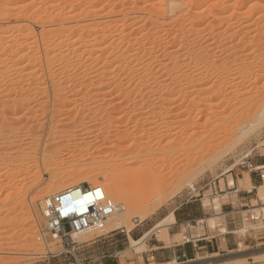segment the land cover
Listing matches in <instances>:
<instances>
[{
  "label": "rangeland",
  "instance_id": "1",
  "mask_svg": "<svg viewBox=\"0 0 264 264\" xmlns=\"http://www.w3.org/2000/svg\"><path fill=\"white\" fill-rule=\"evenodd\" d=\"M171 1L177 0H0V264H100L102 256L104 255H106V259L113 260L116 264H264V243L249 246L241 243L233 251L221 252L214 255H209L207 251L200 250L195 259L190 261L183 262L182 259L178 261L174 259L168 263H155L154 261L144 263L142 256L148 250L149 243L154 244L164 240L167 244H172L175 239L184 241V237H186L185 233L174 237V239H171V237L166 239L165 231L168 229V225L161 227V231L155 230L151 232L145 239V244L140 249L134 248L132 243L133 239L139 240L142 238L155 225L162 221L163 218L168 219H165V223L167 224L172 222L173 219L170 217L172 212L182 207V204L194 199H202V204H204L208 212V216L204 220L206 230L226 231V228L220 226L222 222L220 205L223 201L228 200L229 195L227 192L237 189L241 191L249 185H252L250 194L254 198H257V200L254 199L252 201L253 207L250 210V215L244 212V222L239 234H246V231L250 228L261 229V222L264 221V210L262 208L264 206V185L262 182L253 184L250 177L251 171L248 167L249 162L256 163L257 159L264 154V121L261 124L257 123L258 125L260 124L259 127L256 124L257 127L249 130V134L246 133L247 135L244 134L245 136L243 134L241 135L242 128L252 124L254 118L257 120L258 117L264 114V0H178L183 3L182 9L184 8L185 11H182L185 12H183L184 14L181 13L182 11L180 13L177 12L178 14L166 12L164 13L165 15L162 14L164 16L157 13V9L162 4L163 6H167ZM154 4H156L153 8L155 11L151 12L149 5L154 6ZM156 6L159 7L157 8ZM67 7L73 10L69 18L62 14V18L60 17L61 20L58 18V23L51 21L57 12ZM227 9H230L229 13L234 17L229 16L231 19L223 20L219 23L220 25L222 24L220 26L217 21L218 18L212 17L213 13L217 12L222 16L224 14L223 11H228ZM194 13L198 14L199 17H197L198 15H194ZM176 15H185L184 17L186 18L184 19L189 18L190 15V18L195 16L198 18L195 19L196 24L200 25H197V28H202L199 30L201 36L198 37L200 43H197L198 45L192 49L194 51H192L194 54L193 58L196 54L198 55V52L201 53L205 49V46L206 49H209L210 62H213L212 59H220V57L221 59L225 57L224 60L228 62L231 56L236 54V58L231 59L232 61L230 60L228 63H231L230 65L232 66H235L236 62L240 63L236 66H241L244 63L243 66L248 67L249 77L252 76L251 80L244 85H237L234 88L236 92L233 90L236 94L232 92L233 95L229 94L225 97L207 96V94H205L206 96H203V94L198 96L197 93L192 92L186 94L188 88L184 93V95L186 94L188 96H182L181 94H173L174 96L171 94L168 95L170 87L173 88L175 87L173 85L176 84L170 78V75L172 74L177 77L180 73L173 66L175 58L173 60L172 58L175 56H170V51H174L172 48L176 47L177 54L182 53L181 58H183L188 47L181 42L183 41L185 43L190 40L188 42L195 43V41H192L194 36L188 35L189 37H187L189 39L187 37L182 41L180 39V46L178 44V46L171 47L172 43L169 42L173 40L171 36L179 34L182 27L188 30L191 26V23L189 26V22L183 20V24L185 23L186 27L181 26L182 23L180 27L179 22H181V16L179 18ZM178 18L179 21L177 20ZM198 20L201 21L199 22ZM212 24L214 26V30L211 32L213 35L209 33L213 29ZM63 25L66 28L71 25L76 31L71 30V32L66 29L62 31L61 29H64L62 28ZM113 25L114 27H112ZM175 25H177V29ZM218 26L220 27L217 29ZM112 29H119V32L113 31ZM152 29L153 32L156 30L155 34L152 33ZM187 30H184L183 33H187ZM203 32H207V34ZM99 33L101 34L100 36ZM147 33L149 37L145 38L143 35ZM235 33H237V36L234 35ZM160 34L161 36L164 35L162 42L166 43L167 40V43L162 45L161 42V47L158 46L154 50L155 52L148 47H146L147 49L139 48L140 42V44H143L142 41L144 42L145 39L153 40ZM126 35L128 38H126ZM152 35H155L154 38ZM107 36L109 37L107 38ZM150 37L153 39H150ZM190 37H192V40ZM248 38L251 42H249ZM98 39H101L102 42ZM252 39L254 43H252ZM117 42H120L119 47ZM130 43H132L131 45L133 47L130 46ZM203 43L205 44L203 45ZM241 43L245 44V46ZM50 45L51 47H49ZM149 45L150 43L147 46ZM165 45H167L166 48ZM207 45L211 49L207 48ZM47 48H51L50 56L52 55V62L48 60V55L46 54ZM229 48H231L230 51ZM233 51H236V53ZM190 53L187 52L188 55L186 54V56L188 57H184L183 61H181L185 63L181 66L183 68L182 70H187L188 68H184V65L189 63ZM192 53L191 56L193 55ZM200 53L199 56H201ZM210 53H213L214 58H212ZM218 53L221 54L219 55ZM124 54H126L125 58L123 56ZM131 55L132 58L134 57L133 59ZM239 57L240 59H238ZM134 60H137L136 64ZM160 60L162 63H160ZM166 61L168 62L166 63ZM142 62H145V64ZM203 62L199 63L197 68L199 72L202 69L204 70L206 66L209 68L208 64H213L209 61ZM166 65L169 68L165 67ZM219 65V62L215 66L211 65L212 67L208 71L214 72L216 69L221 71L220 68L223 65H220V67ZM170 66L174 70L170 69ZM136 67L139 68L136 69ZM142 67L144 68L142 69ZM156 68L158 69L157 71ZM159 68L162 69L160 70ZM192 69L187 70V72L190 74ZM128 70H131V74ZM149 71L151 72L149 73ZM170 71V75H167L166 72ZM219 71L216 70L215 75L218 74L219 76ZM136 72V77L140 76L142 80L140 77L136 78L134 76ZM159 72L161 75L158 74ZM211 80L213 81L214 78ZM212 81H210L211 83L208 82L205 86L203 85V88H210L213 85ZM54 83L56 84L54 85ZM165 84L169 85V89L166 90L168 86ZM200 88L202 89V87ZM160 89L161 91L162 89L164 90L163 93H159ZM165 92L167 95H165ZM250 98L251 100L254 98V103L252 101L250 103L251 105L247 104L245 109L244 105L246 102L243 103L240 101L243 99V101L246 100L249 102L251 101L249 100ZM168 104L172 108L170 117L169 115L165 116V114L160 115L161 110L163 111L164 107L169 106ZM241 104H243V108L239 107ZM236 107L239 108L237 111L235 110ZM125 109H131V115H127L125 117L126 119H124L125 121L122 120L124 122H121V112ZM76 113L79 115L77 116ZM157 114L159 115L158 117L156 116ZM65 117L71 118H69L68 125L64 124ZM74 118L78 120L82 118L83 121H80H82L83 126L79 125L80 128L86 127L85 129L87 130L85 131L98 130L99 133V137L96 140L92 139L94 143H91L95 147L90 149L93 151L88 154L87 162L85 161L87 165L91 163L92 158L98 153L96 149L104 146L108 147V156L105 155V157H102V159L104 158L106 160L103 159L105 162L101 165V169L106 170L110 167V171L112 170L110 178L105 179L101 173L102 171L98 170L100 173L98 172L95 175L90 173L91 175L88 176L90 178L87 179L88 183L102 185L110 193L112 191L110 189L112 187L111 183L114 184L117 181H114V177L115 175L117 176L116 172L120 171L119 173L123 172L121 175L124 174V176L122 175L123 177H120L118 174L120 177L117 176L118 180L122 181L118 183L117 188L127 194L125 198H115L112 193L108 194V197L112 198L116 204H123L125 206L123 215L125 218L124 224L115 227L114 224L111 225L109 222H104L100 225L101 227L99 226L93 231L88 232V235L79 237L80 239L78 241L75 239L66 240L61 236L55 237L49 230L48 218L43 209L46 199L57 193L52 190L49 191L50 185L56 182L58 178L54 173L55 171L53 172V170L48 169L49 162L50 165H59L64 161L69 162L70 160L73 163L77 162L79 164L82 159L81 157H83L82 155L85 153L81 152V149H85V144L83 142V144H80L81 140L77 142L72 137L68 139V135L65 138L52 137L51 139V136L55 134L59 136L67 128L68 133L66 134L73 131L74 127L78 124V121H75ZM167 118L168 120L179 119L180 121L182 119L187 124L184 125L186 129L189 124L191 125H189L190 127L188 131L186 130V133L180 130H175V133H172L171 130L170 138H165L159 148V143L155 139L160 138L162 131H156L158 129H156V126L164 125L168 121ZM116 119L118 120L116 121ZM142 119L145 121H142ZM195 120L199 123L195 122ZM206 120L207 122H205ZM134 121L136 124L137 122L139 123V129H137L138 126H135ZM126 122H128V127ZM194 122L199 125L197 128L195 125L193 126ZM63 125H66L64 126L66 128ZM236 126L238 127L237 129ZM116 127L121 130L124 127V131L129 129L126 132H130V130L132 132L133 130L134 137L133 134L126 136L127 133L123 134L121 132L126 137L120 139L118 136L120 135L122 137V134L119 132L117 134V131H115L117 130ZM221 128L224 130L222 131ZM197 130L199 131L198 134L201 131L198 136L199 138H197L199 141L196 139L198 142L196 140L195 142L188 141L186 138V140L184 139L187 132L191 133ZM108 131H115L116 133L114 132L113 134H117L118 136L112 134L116 139L112 137L111 141L105 144L100 139L101 135ZM155 134L158 135L156 136ZM131 136L135 139H132ZM149 136L152 137V143L150 141L151 137ZM117 137L119 140H117ZM136 137H142L143 139H138L139 141L137 143L135 141L137 140ZM203 138L204 141L208 139L204 142ZM213 139L214 141L212 142ZM168 141L172 146L179 145V142L181 144V141H183L182 144L189 148L183 146L182 151L180 150L181 154L179 152L178 155L176 154V157L173 155L175 154L173 152L171 154L169 153L170 155L165 154L170 160L164 159V164H162L165 166V169L163 168L165 170L163 171V175H166L165 179L167 178L169 180H166L167 182L165 181L166 184L143 188L145 187L142 186L144 184L140 185V182H142L140 181L142 178L141 174L140 177L137 174L139 167H137L139 164L138 161L141 159L136 156L138 154V149L136 148L142 144L154 146V152L157 154L150 157L153 160L157 155L162 156L163 152L161 153L159 151L169 144ZM185 141L189 143L185 144ZM52 142L54 143L51 145ZM73 142H75V145ZM196 143L200 145L198 146ZM19 144L23 146V149ZM72 144L74 147L71 146ZM191 145L194 146L192 147ZM158 148L160 149L159 151ZM120 150L123 152L127 150L128 153L122 152L120 154ZM169 156L172 158L170 159ZM136 157L137 162L135 161ZM161 161L160 163L163 162ZM51 162L54 164H51ZM124 162L125 164H123ZM232 165L234 167L230 170V166ZM45 167L47 168L46 170ZM175 168H179V170H174ZM127 170L129 173H132L131 178ZM88 172V169H84L77 175L68 177L70 182L67 180L66 183L82 179ZM142 176L144 175L142 174ZM249 180H251L252 184H250ZM254 186L256 187L254 188ZM232 194L234 197L238 196V192ZM129 198H138L139 200L148 199L149 203L158 201L157 203L160 202V204L156 210L150 211L149 209V211H146L144 206H138L140 208L130 206L128 202ZM198 206L199 204H195L192 210H198ZM31 210L34 211V214ZM30 213L33 215L31 216ZM34 215L36 220L34 219ZM251 215H255L259 219L253 220L251 219ZM202 225L203 223L200 221L197 226L199 233L204 232L201 228ZM41 239L45 241L43 242ZM47 248H55L56 251L52 254H47ZM138 260L141 263H136Z\"/></svg>",
  "mask_w": 264,
  "mask_h": 264
},
{
  "label": "bare ground",
  "instance_id": "2",
  "mask_svg": "<svg viewBox=\"0 0 264 264\" xmlns=\"http://www.w3.org/2000/svg\"><path fill=\"white\" fill-rule=\"evenodd\" d=\"M199 4H200V2H198ZM182 4L183 3H181V1L179 2L178 0L177 1H171L167 6L165 5V6H163V4H162V6H156L157 8V13H159V14H164V13H166V12H173V13H180V11H182V10H184V8L182 9ZM203 4V3H202ZM155 5L156 4H154V6H152V5H149V7H150V10H151V12H153V11H155V10H153V8L155 7ZM184 5H186V4H184ZM184 5H183V7H184ZM196 5V4H195ZM200 6V5H199ZM202 6V5H201ZM194 7V6H193ZM198 7V6H197ZM196 7V8H197ZM211 8V7H210ZM214 9V8H213ZM150 10H149V12H150ZM228 11H223V15L221 16V15H219L217 12L216 13H213V18L215 17V18H218V24L220 23V22H222L223 20H227V19H231L229 16H232V17H234L232 14H230L229 13V10L230 9H227ZM185 11V10H184ZM184 11H182L181 13L182 14H184L185 12ZM210 11V10H209ZM73 12V10L72 9H70V8H64V9H61L59 12H57L56 13V15H55V17L54 18H52V22H57V21H59V20H61V16H62V14L63 15H65V16H68L67 18H69L70 16H71V13ZM184 12V13H183ZM187 12V11H186ZM194 12V11H193ZM156 13V14H157ZM177 13V14H178ZM189 13V12H188ZM187 13V14H188ZM222 13V12H221ZM237 13V12H236ZM235 13V14H236ZM154 14V13H153ZM172 14V13H171ZM234 14V13H233ZM151 15H152V13H151ZM158 15V14H157ZM165 15V14H164ZM164 15H162V16H164ZM170 15V14H169ZM173 15H175V14H173ZM172 15V16H173ZM194 15H198V14H196V13H194ZM177 16V15H176ZM179 16V18H180V16L181 15H178ZM177 16V17H178ZM185 16V15H184ZM183 15L181 16V22H179V26H180V24L182 23V25L181 26H185V23L183 24V20H185V22H186V20L189 22V26H190V23H191V26H190V28L187 30V28L186 29H184L183 27L180 29V33L179 34H176V36H171V37H173V40L172 41H169V42H171L172 44H171V47H174L175 45H177L178 46V44H179V46H180V43L179 42H181L182 40H184L188 35H190V36H194V39L192 40V37H190L191 38V40L192 41H195V43H190V42H188V41H190V40H188L187 42L188 43H190V44H188L187 42H181V43H183V44H186V46L188 47V50H187V52H191L192 53V49H193V47H196L199 43H200V41L198 40V37L199 36H201V32L199 31L200 29H202V28H200V29H198L197 28V25H199V24H196V22H195V19H198L197 17H199V15L197 16V17H193V18H190L191 17V15H190V17L188 18L187 17V19H184V18H186V17H184ZM187 16V15H186ZM189 16V15H188ZM61 17V18H60ZM237 17V16H236ZM235 17V18H236ZM51 18V17H50ZM58 18H59V20H58ZM67 18L65 17V19H66V21H67ZM179 18L177 19L178 21H179ZM192 19V20H191ZM190 20V21H189ZM233 20V19H232ZM239 20V19H238ZM50 21V20H49ZM65 21V22H66ZM199 21V20H198ZM201 21V20H200ZM199 21V22H200ZM237 21V20H236ZM240 21V20H239ZM239 21H237V22H239ZM68 22V21H67ZM175 22V21H174ZM177 22V21H176ZM51 23V22H50ZM58 23V22H57ZM173 23V22H172ZM198 23V22H197ZM212 23V22H211ZM229 23V22H228ZM240 23V22H239ZM204 24V23H203ZM226 24H227V22H226ZM229 24H232L231 22L229 23ZM235 24V23H234ZM50 25H52V24H50ZM112 25V24H111ZM174 25V24H173ZM178 25V24H177ZM177 25H175V28H176V26ZM202 25V24H201ZM220 25V24H219ZM222 25V24H221ZM220 25V26H221ZM240 25V24H239ZM56 26V25H55ZM59 26H60V24H59ZM58 26V27H59ZM66 26V25H65ZM71 26V25H70ZM68 27L67 26V28L66 27H64V25H63V27L62 28H64V29H61L62 31L64 30L65 31V29L66 30H73V31H76V29H73V27L71 26V27ZM109 26V25H108ZM155 26H156V24H155ZM180 26V27H181ZM200 26V25H199ZM220 26H218L217 27V29L220 27ZM236 26V25H235ZM234 26V27H235ZM60 27V28H61ZM75 27V26H74ZM112 27H114V25L112 26ZM127 27V26H126ZM186 27V26H185ZM206 27V26H205ZM205 27H203V28H205ZM111 28V27H110ZM109 28V29H110ZM172 28H174V27H172ZM179 28V27H178ZM209 28V27H208ZM212 28L213 29H211V31L209 32V33H211L212 32V30H214V26H213V24H212ZM232 28H233V25H232ZM78 29V28H77ZM105 30H106V28H104ZM124 29V28H123ZM154 29V28H153ZM153 29L151 30L152 31V33H154L155 34V32H156V30H155V32H153ZM157 29V28H156ZM177 29V28H176ZM207 29V28H206ZM229 29H231V28H229ZM113 31L115 30V29H112ZM130 30V29H129ZM133 30H135L134 28H133ZM184 30H187V33H183V31ZM215 30H216V28H215ZM228 30V29H227ZM61 31V32H62ZM115 31H118L119 32V29L118 30H115ZM121 31V30H120ZM128 31V30H127ZM126 31V32H127ZM131 31V30H130ZM168 31H170V30H168ZM173 31V30H172ZM207 31V30H206ZM226 31V30H225ZM238 31V30H237ZM236 31V32H237ZM72 32V31H71ZM117 32V33H118ZM132 32V31H131ZM130 32V33H131ZM134 32V31H133ZM136 32V31H135ZM163 32V31H162ZM166 32H167V30H166ZM215 32V34H217L216 33V31H214ZM239 32V31H238ZM45 33H48V32H45ZM44 33V35L45 36H47L46 34ZM64 33V32H63ZM75 33V32H74ZM145 33V32H144ZM150 33V32H149ZM151 33V34H152ZM157 33H158V31H157ZM171 33V32H170ZM169 33V34H170ZM203 33H205V32H203ZM70 34V33H69ZM73 34V33H72ZM102 34H104V33H102ZM107 34H108V32H107ZM106 34V35H107ZM111 34V33H110ZM109 34V35H110ZM120 34V33H119ZM125 34V33H124ZM166 34V33H165ZM205 34H207V32L205 33ZM212 35H213V33H211ZM222 34V33H221ZM237 33H235L234 35H236ZM243 34V33H242ZM43 35V34H42ZM41 35V36H42ZM98 35V34H97ZM101 34L99 33V36H100ZM105 35V34H104ZM122 35V34H121ZM128 35V34H127ZM126 35V36H127ZM143 35V34H142ZM174 35V34H173ZM204 35V34H203ZM202 35V36H203ZM211 35V36H212ZM241 35V34H240ZM258 35V34H257ZM44 36V37H45ZM125 36V35H124ZM145 38L146 37H149V34L147 33V34H144L143 35ZM155 36V35H154ZM154 36L152 35V37L154 38ZM164 36V35H163ZM163 36H161V34L159 35V36H157V37H155L154 39L153 38H151L150 37V39H153V40H149L148 38V40L147 39H145L144 40V42L142 41V43L143 44H140L139 43V48H146V47H148V48H150V50H152V51H154L158 46H160L161 47V42H162V40H163ZM166 36V35H165ZM170 36V35H169ZM237 36V35H236ZM260 36V35H259ZM44 37H42V38H44ZM48 37V36H47ZM106 37V36H105ZM105 37H103V38H105ZM109 36H107V38H108ZM111 37V36H110ZM142 37V36H141ZM167 37V36H166ZM165 37V38H166ZM170 37V38H171ZM189 37V36H188ZM187 37V38H188ZM235 37V36H234ZM241 37V36H240ZM255 37V36H254ZM46 38V37H45ZM95 38H97V37H95ZM98 38H101V37H98ZM118 38V37H117ZM122 38H125V37H122ZM126 38H128V36L126 37ZM143 38V37H142ZM141 38V39H142ZM164 38V39H165ZM167 38H169V37H167ZM203 38V37H202ZM215 38V37H214ZM218 38H219V36H218ZM218 38H216L217 40H218ZM245 38V37H244ZM180 39H181V41H180ZM189 39V38H188ZM199 39H201V38H199ZM215 39V40H216ZM236 39V38H235ZM239 39V38H238ZM259 39V38H258ZM48 40V39H47ZM93 40V39H92ZM99 40V39H98ZM101 40V39H100ZM99 40V41H100ZM107 40V39H106ZM109 40H111V39H109ZM113 40V39H112ZM120 40V39H119ZM129 40V39H128ZM140 40V39H139ZM147 40V41H146ZM166 40V39H165ZM164 40V41H165ZM170 40V39H169ZM187 40V39H186ZM185 40V41H186ZM216 40V41H217ZM248 40H249V38H248ZM261 40V39H260ZM259 40V41H260ZM49 41V40H48ZM52 41V40H51ZM94 41H96V40H94ZM114 41V40H113ZM112 41V42H113ZM132 41V40H131ZM134 41V40H133ZM138 41V40H137ZM146 41V42H145ZM199 41V42H198ZM212 41V40H211ZM239 41V40H238ZM246 42H247V40H245ZM244 41V43L246 44V42ZM50 42V41H49ZM48 42V43H49ZM97 42V41H96ZM101 42H102V40H101ZM111 42V43H112ZM124 42V41H123ZM210 42V41H209ZM249 42H251V40H249ZM248 42V43H249ZM257 42V41H256ZM52 43V42H51ZM66 43H67V41H66ZM118 43V42H117ZM120 43V42H119ZM119 43H118V47H119ZM125 43V42H124ZM138 43V42H137ZM137 43H136V46L138 47V45H137ZM148 43H150V45L149 46H147L148 45ZM152 43V44H151ZM165 43V42H164ZM163 42H162V45L164 44ZM166 43H167V40H166ZM165 43V44H166ZM198 43V44H197ZM202 43V42H201ZM212 43H213V41H212ZM252 43H254V41H253V39H252ZM251 43V44H252ZM62 44V43H61ZM122 44V43H121ZM132 43H130V46H132L131 45ZM134 44V43H133ZM205 43H203V45H204ZM216 44V43H215ZM238 44V43H237ZM241 44H243V43H241ZM245 44H243L244 46H245ZM110 45V44H109ZM114 45V44H113ZM168 45V44H167ZM167 45H165V48H166V46ZM202 45V46H203ZM210 45V44H209ZM209 45H207V48H210L209 47ZM239 45V44H238ZM57 46V45H56ZM108 46V45H107ZM124 46V45H123ZM122 46V47H123ZM127 46V45H126ZM181 46H183V45H181ZM185 46V45H184ZM233 46V45H232ZM49 47H51V45L49 46ZM54 47V46H53ZM59 47V46H58ZM57 47V48H58ZM108 47H110V46H108ZM112 47V46H111ZM114 47V46H113ZM125 47V46H124ZM133 47V46H132ZM131 47V48H132ZM163 47V46H162ZM214 47V46H213ZM212 47V48H213ZM56 48V47H55ZM60 48V47H59ZM115 48V47H114ZM135 48V47H134ZM133 48V49H134ZM168 48V47H167ZM176 48V47H175ZM175 48H172V49H174V51H170V53L169 54H171L170 56H175V57H173L172 58V60L175 58V61H174V63H173V66H174V68H176L178 71H180V73H179V75L176 77V76H174V75H170L169 73H171V71L170 72H166V74L167 75H170V78H172V80H174V82L176 83H174L175 85H173V86H175V87H170V89H169V85L168 84H165V85H167L168 87H166V90L167 89H169L168 90V95L169 94H171V95H176V94H181L182 96L184 95V93H185V90H186V94H189L190 92H192V93H197V95L198 96H201V94H203V96L205 95V94H207V96L208 95H210V96H228L229 94H232V92L234 93V94H236L235 92V90L236 89H234L235 87H237V85H244V84H246L249 80H251V78H252V76H250L249 77V72H248V67L247 66H243V64L241 65V66H236L237 64L239 65L240 63H237L236 62V64L234 63V60H233V63L235 64V66L233 65H230L228 62H230V60L231 59H235L236 58V54H233L232 56H231V59L227 62L226 60H224L225 59V57H224V59L222 58L221 59V57H220V59L219 58H214L213 57V53L211 54L212 55V58H214V59H212L213 60V62H210V58L211 57H209L210 55H209V49H206V46H205V49L200 53V52H198V55L196 56L195 55V57L193 58V56H194V54L191 56V53L189 54V59H190V61H189V63H187L186 65H184V68L185 67H188L187 68V70H190V69H192L191 71V73L189 74V72H187V70H182L183 68L181 67L182 66V64H185V63H183V62H181V61H183V59H184V57H188V56H186V54H187V52H186V54H185V56H183V58H181V54H177V52H176V49ZM180 48V47H179ZM203 48H204V46H203ZM236 48V47H235ZM51 49V48H50ZM49 48H47L46 49V51H47V55H48V60H49V62H52V55L50 56V53H51V50H50ZM112 49V48H111ZM137 49V48H136ZM147 49V48H146ZM145 49V50H146ZM159 49V48H158ZM184 49V48H183ZM187 49V48H186ZM196 49V48H195ZM211 49V48H210ZM226 50H227V48H225ZM230 49L231 48H229V51H230ZM54 50V49H53ZM59 50V49H58ZM125 50V49H124ZM129 50V49H128ZM202 50V49H201ZM213 50V49H212ZM235 50V49H234ZM64 51V50H63ZM112 51H113V49H112ZM166 51V50H165ZM168 51H169V49H168ZM178 51H179V49H178ZM236 51H238V50H236ZM236 51H233V52H235L236 53ZM54 52V51H53ZM59 52H60V50H59ZM135 52V51H134ZM144 52V51H143ZM155 52V51H154ZM194 52V51H193ZM196 52V51H195ZM55 53V52H54ZM138 53H139V51H138ZM146 53V52H145ZM199 53L201 54V56H199ZM224 53V52H223ZM239 53H240V51H239ZM130 54V53H129ZM128 54V55H129ZM149 54V53H148ZM219 54V53H218ZM218 54H217V56H218ZM221 54V53H220ZM219 54V55H220ZM226 54V53H225ZM238 54V53H237ZM46 55V56H47ZM60 55H61V53H60ZM121 55V54H120ZM128 55H127V57H128ZM134 55V54H133ZM139 55V54H138ZM137 55V56H138ZM144 55V54H143ZM161 55V54H160ZM167 55V54H166ZM183 55H184V52H183ZM188 55V54H187ZM227 55V54H226ZM57 56V55H56ZM124 56V58L126 57V54H124L123 55ZM140 56V55H139ZM149 57H151L150 55H148ZM155 56V55H154ZM191 56V57H190ZM215 56V55H214ZM225 56V55H224ZM238 56V55H237ZM54 57H55V55H54ZM118 57V56H117ZM121 57V56H120ZM163 57H164V55H163ZM167 57V56H166ZM228 59H229V57L228 56H226ZM122 58V57H121ZM124 58H122V59H124ZM131 58H132V55H131ZM134 58V57H133ZM132 58V59H133ZM138 58H141V57H138ZM156 58V57H155ZM160 58V57H159ZM191 58H192V60H191ZM242 58V57H241ZM121 59V60H122ZM161 59V58H160ZM166 59V58H165ZM186 59V58H185ZM238 59H240V57L238 58ZM127 61H128V59H126ZM125 60V61H126ZM154 60V59H153ZM156 60V59H155ZM159 60V59H158ZM171 60V59H170ZM171 60V61H172ZM211 60V61H212ZM242 60V59H241ZM240 60V61H241ZM124 61V60H123ZM133 61V60H132ZM135 61V60H134ZM202 61H209L210 63H213V64H211V65H214L215 66V64L216 63H220V65H223V66H221V71H219V69H216V70H218L219 72H220V74H219V76H218V74L217 75H215V71L214 72H210V71H208V69L210 68V67H212L211 65H209L208 64V67L209 68H207V66H206V68L203 70V71H205V72H203L202 70L199 72L198 70H197V68H198V66H199V63H201ZM232 61V60H231ZM236 61V60H235ZM239 61V60H238ZM129 62H130V60H129ZM136 62H137V60L134 62L135 64H136ZM139 62V61H138ZM168 61H166V63H167ZM203 62V63H204ZM206 62V63H207ZM143 64H145V62H142ZM156 63H157V60H156ZM159 63V62H158ZM160 63H162L161 62V60H160ZM179 63H181V64H179ZM232 63V64H233ZM122 64V63H121ZM120 64V65H121ZM147 64V63H146ZM169 64V63H168ZM171 64V63H170ZM119 65V64H118ZM117 65V66H118ZM125 65V64H124ZM152 65H155V64H152ZM158 65V64H157ZM163 65H164V63H163ZM204 65V64H203ZM207 65V64H206ZM220 65H219V67H220ZM48 66H49V63H48ZM116 66V67H117ZM146 66V65H145ZM148 66V65H147ZM172 66V65H171ZM170 66V69H173L174 70V68H172ZM201 66V65H200ZM214 66H213V68H214ZM50 67V66H49ZM123 67V66H122ZM126 67V66H125ZM130 67H131V65H130ZM134 67V66H133ZM139 67H140V65H139ZM139 67H136V69L137 68H139ZM153 67V66H152ZM155 67H157V66H155ZM165 67H167V68H169L168 67V65H166ZM205 67V66H204ZM121 68V67H120ZM135 68V67H134ZM133 68V69H134ZM144 67H142V69H143ZM216 68H218V67H216ZM146 69H147V67H146ZM145 69V70H146ZM148 69H149V67H148ZM152 69V68H151ZM150 69V70H151ZM160 69V68H159ZM162 69V68H161ZM160 69V70H161ZM164 69V68H163ZM126 70V69H125ZM139 70V69H138ZM158 69L156 68V71H157ZM165 70V69H164ZM167 70H169V69H167ZM176 70V71H177ZM200 70V69H199ZM206 70H207V72H206ZM124 71V70H123ZM131 71V70H130ZM130 71L128 70V72L130 73ZM136 71V70H135ZM140 71V70H139ZM175 71V72H176ZM151 71H149V73H150ZM162 72V71H161ZM172 72H174V71H172ZM139 73V72H138ZM148 73V72H147ZM178 73V72H177ZM218 73V72H217ZM131 74V73H130ZM153 74V73H152ZM158 74H160V72L158 73ZM136 75H137V72H136V74L134 75L135 77H136ZM147 75V74H146ZM156 75V74H155ZM161 75V74H160ZM163 75V74H162ZM142 76V75H141ZM147 76H149V75H147ZM153 76H154V74H153ZM137 77H140V76H137ZM136 77V78H137ZM146 77V76H145ZM158 77V76H157ZM164 77V76H163ZM175 77H176V79H175ZM129 78V77H128ZM134 78V77H133ZM143 78V77H142ZM151 78V77H150ZM156 78V77H155ZM165 78V77H164ZM214 78V80L212 81L211 79H213ZM258 79H259V77H257ZM140 79H141V77H140ZM153 79H154V77H153ZM158 79V78H157ZM167 79V78H166ZM215 79H217L216 81H215ZM256 79V78H255ZM142 80V79H141ZM140 80V81H141ZM144 80V79H143ZM152 80V79H151ZM177 80V81H176ZM147 81H149L148 79H147ZM147 81H146V84H147ZM153 81V80H152ZM210 81H212L213 82V85L209 88H203V85L205 86V85H207V83L208 82H210ZM60 82V81H59ZM58 82V83H59ZM141 82H143V81H141ZM169 82V81H168ZM58 83H57V86L59 87V85H58ZM159 83V82H158ZM164 83V82H163ZM211 83V82H210ZM56 83H54V85H55ZM152 84V83H151ZM173 84V83H172ZM172 84H170V85H172ZM144 85H145V82H144ZM143 85V86H144ZM161 85V84H160ZM164 85V84H163ZM177 85V86H176ZM157 86V85H156ZM209 86H210V84H209ZM144 87H146V86H144ZM153 87V86H152ZM158 87V86H157ZM157 87H156V89H157ZM165 87V86H164ZM163 87V88H164ZM200 87H202V89L200 88ZM155 88V87H154ZM154 88H153V90H154ZM192 89L191 91H190V89ZM239 88V87H238ZM147 89V88H146ZM149 90V89H148ZM158 90V89H157ZM164 90H165V88H164ZM163 89H162V91H161V89H160V92L159 93H163V91H164ZM165 90V91H166ZM235 92H234V91ZM142 91V90H141ZM150 91V90H149ZM156 91V90H155ZM154 91V92H155ZM159 91V90H158ZM188 91V92H187ZM151 92V91H150ZM167 92V91H166ZM165 92V93H166ZM141 93H143V92H141ZM185 94V95H186ZM165 95H167V93L165 94ZM173 95V96H174ZM184 95V96H185ZM194 95V94H193ZM233 95V94H232ZM179 96V95H178ZM186 96H188V95H186ZM206 96V95H205ZM227 99V98H226ZM245 99V98H244ZM225 100V99H224ZM228 100V99H227ZM241 100V99H240ZM248 100V99H247ZM249 100H251V98L249 99ZM70 101H72V100H70ZM157 101V100H156ZM155 101V102H156ZM174 101V100H173ZM252 101H253V103H254V98H253V100H251V101H246V100H244L243 101V99H242V101H240V102H243V103H245V105H244V107L246 106L247 107V104L249 105L250 103H252ZM172 102V101H171ZM170 102V103H171ZM221 102V101H220ZM219 102V103H220ZM227 102H229V101H227ZM240 102H239V104H240ZM70 103V102H69ZM221 103H223V102H221ZM224 103H225V101H224ZM73 104H74V101H73ZM151 104V103H150ZM169 105V104H168ZM172 105V104H171ZM225 105H226V103H225ZM251 105V104H250ZM157 106V105H156ZM218 106H219V104H218ZM76 107V106H75ZM153 107V106H152ZM205 107V106H204ZM217 107V106H216ZM230 107H234V106H230ZM239 107H241V108H243V104H241V106H239ZM246 107H245V109H246ZM73 108H74V105H73ZM226 108H229V107H226ZM240 108V109H241ZM264 108V107H263ZM206 109H207V107H206ZM237 109H239L238 107H236V111H237ZM123 111V110H122ZM160 111V110H159ZM238 111H241V110H238ZM243 111V110H242ZM203 112V111H202ZM79 113V112H78ZM122 113V118L120 119L121 120V122H124L125 120L124 119H126L125 117L127 116V115H129L130 113H131V109H125L123 112H121ZM149 113V112H148ZM172 113V108H171V106L169 105V106H166V107H164V109H163V111L161 110V114L160 115H164L165 114V116L166 115H169V117H170V114ZM263 113V112H262ZM80 114V113H79ZM79 114H77L76 113V115L78 116ZM140 114V113H139ZM153 114V113H152ZM192 114V113H191ZM190 114V115H191ZM261 114V113H260ZM131 115V114H130ZM183 115V114H182ZM259 115V114H258ZM109 116V115H108ZM120 116V117H121ZM155 116V115H154ZM157 117L159 116L158 114L156 115ZM175 116V115H174ZM129 117V116H128ZM150 117V116H149ZM153 117V116H152ZM151 117V118H152ZM164 117V116H163ZM176 117H178L177 115H176ZM176 117H174V118H176ZM192 117H193V115H192ZM191 117V118H192ZM202 117V116H201ZM66 118V117H65ZM70 117H67L66 119H64V124H67L68 123V121H70V119H69ZM78 118V117H77ZM75 119V121H78V124H77V126L76 127H74V130L73 131H70V135L69 134H66V133H68L67 131H68V128L67 129H63L64 130V134L63 133H61V135H59L58 136V134H55V135H53V136H51V139H52V137L53 138H65V137H67V135H68V139H70V137H72V139H74V140H76L77 142H78V140H81V143L80 144H85L84 146V148L85 149H81V152H85L84 153V155H82L83 157H81L82 159H81V162H83V163H81V162H79V164L76 162V163H73L72 161H70L69 160V162H63L62 164H57V165H55L54 163H52L51 162V164H54V165H50V162H49V166H48V169L49 170H53V172L57 175V181L56 182H54V183H50L51 185H50V189H49V191L50 190H52V191H54V192H61V191H64V190H66V189H72L73 191H77L78 189H79V187L80 186H82L81 188H86L87 186H94L95 184H90V183H88V181H87V179H89L90 177H88L89 175H91L90 173H93L94 175L95 174H97L98 172L100 173V171H102L101 173H102V175H103V177L105 178V179H107V178H110V175H111V171H110V167H109V169H106V170H102L101 169V165H103L104 163L103 162H105L104 160H106V159H102V157H105V155H107L108 156V147L107 146H104V147H101V148H99V149H96L97 150V154H96V156H94L93 158H92V161H91V163L90 164H86L85 163V161H86V159H87V157H88V154L91 152V151H93V150H90L91 148H94L95 146L93 145V141H92V139H97L98 137H99V133H98V130H91V131H85V130H87V129H85L86 127H82V128H80V126L79 125H82L83 126V123H82V118L80 119V120H82V121H80V120H78V119ZM79 118H80V116H79ZM190 118V117H189ZM259 118V119H258ZM257 118V120L254 118L253 119V123L252 124H249V125H247L246 127H244V128H242V132H241V135L243 134H246V133H248V132H250L249 130H253L252 128H254V127H257L256 126V124L257 123H262L263 121H264V114L261 116V117H258ZM63 119H61L62 121H63ZM114 119V118H113ZM132 119V118H131ZM135 119V118H134ZM147 119V118H146ZM152 119H154V118H152ZM158 119V118H157ZM162 119V118H161ZM209 119V118H208ZM118 119H116V121H117ZM122 120H124V121H122ZM137 120H138V118H137ZM167 120H168V118H167ZM184 120V119H183ZM255 120H256V122H255ZM74 121V120H73ZM142 121H145V120H143L142 119ZM185 121V120H184ZM186 121H187V119H186ZM209 121V120H208ZM112 122H114V121H112ZM111 122V123H112ZM135 122V121H134ZM140 122V121H139ZM147 122V121H146ZM151 122V121H150ZM189 122V121H188ZM195 122H198V121H196L195 120ZM195 122H194V124H193V126L195 125L196 126V128H197V126H199V125H197V124H195ZM205 122H207V120L205 121ZM210 122V121H209ZM128 122H126V124H127ZM144 123V122H143ZM154 123V122H153ZM156 123V122H155ZM192 123H193V121H192ZM199 123V122H198ZM244 123V122H243ZM69 124V123H68ZM67 124V125H68ZM85 124V123H84ZM146 124V123H145ZM147 124H148V122H147ZM163 124V123H162ZM186 124V122H183L182 121V119H181V121L178 119V120H173V119H171V120H168V121H166L165 123H164V125H161V126H156V131H162V134L160 135V138L159 139H155V140H157L158 141V143H159V148H160V145L161 144H163L162 143V141H164L165 140V138H167V137H169L170 138V131L172 130V133L175 131V130H180V131H183V133H186V130L188 131V128L190 127L189 125H191V124H189L188 125V128L186 129V127L184 126ZM259 124V125H260ZM158 125H159V123H158ZM187 125V124H186ZM201 125H202V123H201ZM204 125V124H203ZM208 125V124H207ZM237 125V124H236ZM258 125V124H257ZM259 125H258V127H259ZM64 126H66V125H63V127ZM132 126H134V125H132ZM135 126H138V128L137 129H139V123L137 122V124H136V122H135ZM142 126V125H141ZM231 126H233V125H231ZM119 127V126H118ZM127 127H128V124H127ZM225 127V126H224ZM223 127V128H224ZM228 127H230V126H228ZM240 127V126H239ZM61 128V127H60ZM64 128H66V127H64ZM72 128V127H71ZM117 128V127H116ZM141 128V127H140ZM153 128V127H152ZM193 128H195V127H193ZM238 127L236 126V129H237ZM70 129V128H69ZM149 129V128H148ZM198 129H199V127H198ZM201 129V128H200ZM222 129V128H221ZM225 129V128H224ZM224 129H222V131L224 130ZM235 129V128H234ZM61 130V129H60ZM60 130H58V131H60ZM62 130V131H63ZM115 130V129H114ZM123 130V131H122ZM119 129V128H117V130H115V131H117V134H126V136L127 135H130V134H133V137H134V132H133V130H132V132H131V130H130V132L128 131V132H126L127 130H129V129H126L125 131H124V127H123V129ZM202 130V129H201ZM241 130V129H240ZM55 131V130H54ZM114 131V132H115ZM141 131V130H140ZM190 131V130H189ZM226 131V130H225ZM232 131V130H231ZM57 132V131H56ZM114 132H112V131H108V132H106V133H103L102 135H101V141L103 142V143H105V144H107L108 142H110L111 141V138L113 137V138H115L113 135H116V136H118L117 134H113ZM119 132V133H118ZM122 132V133H121ZM139 132V131H138ZM151 132H152V129H151ZM179 132V131H178ZM198 130L197 131H192L191 133L190 132H187V134H186V136H184V139L186 138L188 141H195L197 138H199L198 136H199V134L201 133V131H200V133L198 134ZM203 132V131H202ZM116 133V132H115ZM129 133V134H128ZM142 133H143V130H142ZM175 133V132H174ZM183 133H181V134H183ZM113 134V135H112ZM123 134H122V137L119 135L118 137L120 138V139H123ZM137 134V133H136ZM149 134H150V132H149ZM180 134V133H179ZM212 134V133H211ZM249 134V133H248ZM51 135V134H50ZM137 135H139V134H137ZM152 135H153V133H152ZM151 135V136H152ZM156 135V134H155ZM158 135V134H157ZM156 135V136H157ZM171 135H173V134H171ZM184 135V134H183ZM238 135V134H237ZM241 135H239V137H241ZM247 135V134H246ZM125 136V137H126ZM136 136V135H135ZM139 136H141V135H139ZM143 136V135H142ZM145 136H147L146 134H145ZM144 136V137H145ZM151 136H149V137H151ZM180 136V135H179ZM182 136V135H181ZM211 136V135H210ZM214 136V135H213ZM212 136V137H213ZM245 136V135H244ZM117 137V138H118ZM124 137V138H125ZM128 137H130V136H128ZM132 136H131V138L132 139H135V138H133ZM138 137V136H137ZM136 137V138H137ZM148 137V136H147ZM155 137V136H154ZM172 137V136H171ZM203 137V136H202ZM207 137V136H206ZM243 137V136H242ZM119 138L117 139V140H119ZM142 138V137H141ZM140 137L139 138H137V140H135L136 142L137 141H139L140 139H141ZM182 138V137H181ZM67 139V138H66ZM91 140V141H89V140ZM116 139V138H115ZM139 139V140H138ZM143 139V138H142ZM151 140V143H152V137L150 138ZM168 139V138H167ZM180 139V138H179ZM184 139H182V140H184ZM185 139V140H186ZM206 139V138H205ZM208 139V138H207ZM206 139V140H207ZM240 139V138H239ZM243 139V138H242ZM58 140H60V139H58ZM57 140V141H58ZM74 140H72V141H74ZM127 140V139H126ZM145 140V139H144ZM154 140V141H155ZM173 140V139H172ZM181 140V139H180ZM198 140V139H197ZM196 140V141H197ZM206 140L204 141V138H203V141L204 142H206ZM241 140V139H240ZM56 141V142H57ZM62 141H63V139H62ZM157 141H156V143H157ZM169 141H171V140H169ZM169 141H168V143H169ZM184 142L185 144L187 143H189V142ZM195 141V142H196ZM199 141V140H198ZM197 141V142H198ZM214 141V139L212 140V142ZM55 142V141H54ZM54 142H52L51 143V145L54 143ZM83 142V143H82ZM91 142H93V143H91ZM135 142V143H136ZM142 142V141H141ZM166 142V141H165ZM164 142V143H165ZM173 142V141H172ZM177 142V141H176ZM182 142L183 141H181V144H180V142H179V145H175V146H172L170 143V145L168 144L167 146H165V148H161L162 150H160L159 148H158V151L159 152H163L162 153V156H156L155 157V159H150V157L153 155L154 156V154H157L156 152H154V146L152 147V145L150 146V144L149 145H144V144H142V145H138V148H136V149H138V154L136 155V156H138L139 158V160L140 161H138L139 162V164L137 165V167H138V169H137V174H139V177H140V174H141V180L140 181H142V182H140V185L141 184H144V185H142V186H145V187H143V188H146V187H157V186H160V185H162V184H166V182L167 181H169V180H167V178L165 179V177H166V175L164 176L163 174V171H165L164 169V167L165 166H163L162 164H164V159L166 160V159H168L167 157L168 156H165V154L166 155H168L169 153L171 154V152H173V153H175V154H173V155H175V157H176V154L178 155L179 154V152H180V150L182 151V149L185 147L184 146V144H182ZM202 142V141H201ZM208 142L210 143V141L208 140ZM211 142V143H212ZM74 143V145H75V142H73ZM138 143V142H137ZM145 143V142H144ZM146 143V144H147ZM174 143V142H173ZM172 143V144H173ZM194 143V142H193ZM200 143V142H199ZM209 143H208V145H209ZM57 144V143H56ZM175 144V143H174ZM176 144H178V143H176ZM196 144H198V143H196ZM20 145V144H19ZM78 145V144H77ZM194 145H195V143H194ZM193 145V146H194ZM200 144H198V146H199ZM21 146V145H20ZM19 146V147H20ZM71 146H73V144L71 145ZM184 146V147H183ZM187 146V145H186ZM192 146V145H191ZM192 146V147H193ZM206 146V145H205ZM205 146H203V147H205ZM210 146V145H209ZM208 146V147H209ZM22 147V149H23V146H21ZM49 147V146H48ZM74 147V146H73ZM79 147V146H78ZM135 147V146H134ZM158 147V146H157ZM162 147H163V145H162ZM167 147V148H166ZM203 147H202V149H203ZM47 148V147H46ZM59 148V147H58ZM131 148V147H130ZM133 148V147H132ZM152 148H153V150H152ZM185 148H189L188 146L187 147H185ZM53 149V148H52ZM70 149V148H69ZM135 149V148H134ZM157 149V148H156ZM48 150V149H47ZM50 150V149H49ZM58 150V149H57ZM56 150V151H57ZM65 150V149H64ZM78 150H79V148H78ZM188 150V149H187ZM21 151V150H20ZM72 151H74V150H72ZM80 151V150H79ZM78 151V152H79ZM50 152H51V150H50ZM61 152H63V151H61ZM81 152H79V153H81ZM123 151L122 150H120V154L122 153ZM125 153H128L127 152V150H125L124 151ZM123 152V153H124ZM132 152V151H131ZM82 153V154H83ZM133 153V152H132ZM161 153H160V155H161ZM49 154V153H48ZM53 154V153H52ZM56 154V153H55ZM66 154V153H65ZM169 154V155H170ZM180 154H181V152H180ZM69 155V154H68ZM50 157H52L51 155H49ZM57 156V155H56ZM62 156V155H61ZM75 156V155H74ZM117 156H118V154H117ZM124 156V155H123ZM133 156V155H132ZM135 156V155H134ZM170 157V156H169ZM53 158V157H52ZM69 158H70V156H69ZM107 158V157H106ZM172 157H170V159H171ZM179 158V157H178ZM72 159V158H71ZM119 159V158H118ZM136 159H137V157L135 158V161H136ZM174 159V158H173ZM196 159V158H195ZM195 159H194V161H195ZM163 162H162V161ZM169 160V159H168ZM197 160V159H196ZM67 161V160H66ZM134 161V160H133ZM134 161V162H135ZM160 161L162 162V163H160ZM170 161V160H169ZM193 161V160H192ZM71 162V163H70ZM87 162V161H86ZM137 162V161H136ZM56 163V162H55ZM59 163V162H58ZM120 164V163H119ZM123 164H125V162L123 163ZM123 164H122V166H123ZM45 166H46V164H45ZM47 167V166H46ZM45 167V170L47 169ZM112 167V166H111ZM234 166L232 165V166H230V170L233 168ZM113 168V167H112ZM131 168V167H130ZM133 168V167H132ZM164 168V169H163ZM172 168H174V167H172ZM84 169H88L89 170V172L87 173V175L86 176H83L82 177V179H77V180H75L74 182H71V183H69L70 181H69V178L68 177H71V176H73V175H77L78 173H80V171H82V170H84ZM177 168H175L174 170H176ZM228 169V168H227ZM226 169V170H227ZM98 170H100V171H98ZM130 171H131V169H129ZM135 170H136V168H135ZM173 170V171H174ZM179 170V168L177 169V171ZM187 170V169H186ZM126 171V170H125ZM171 171V170H170ZM172 171V172H173ZM120 172V171H119ZM119 172H116V174H117V176L119 177V175H120V177L123 175L124 176V174H122L121 175V173H123V172H121V173H119ZM127 172H128V170H127ZM135 172V171H134ZM171 172V173H172ZM176 172V171H175ZM53 173V174H54ZM129 173V172H128ZM119 174V175H118ZM142 174L144 175V176H142ZM176 174V173H175ZM93 175V176H94ZM129 175H130V178H131V175H132V173H129ZM174 175V174H173ZM117 176L115 175V177H114V181L115 180H117V181H115V183H114V181H112L114 184H112L111 183V192L109 193V191L107 190L106 191V187H104V186H102V185H97V186H101L103 189H104V191L106 192V194L108 195V194H111L112 193V195L115 197V198H125L126 196L125 195H127V194H125L122 190H120L119 188H117V186H118V183L119 182H121V181H119L118 180V178H117ZM122 176V177H123ZM119 177V178H120ZM138 177V176H137ZM144 177V178H143ZM116 178V179H115ZM125 178H127L126 176H125ZM65 179V180H64ZM69 181L68 183H66V181ZM167 180V181H166ZM166 181V182H165ZM232 182H234L233 180H232ZM249 182H250V184H252L251 183V180H249ZM251 187H252V185H249L246 189L247 190H250L251 189ZM108 188V187H107ZM109 189V188H108ZM76 195H79V192H76ZM79 196H81V195H79ZM50 198H51V196H49L47 199H46V201H45V206H44V212H45V214L47 215L48 214V209L46 208V205H47V203L50 201ZM110 198V197H109ZM112 199V198H111ZM128 202H129V204H130V206H132V207H137V208H140V207H138V206H144L145 208H146V211H149V209H150V211H154V210H156L157 208H158V206H159V204H160V202L159 203H157L156 201H154V202H152V203H149V200L148 199H146V200H139L138 198L137 199H135V198H129L128 199ZM118 206H117V209H116V211L113 213V214H111V215H109L104 221H102V222H99V223H97V224H94V225H90V226H87V227H83V228H80L79 230H74V231H72V232H70L69 233V235H68V238H67V240H69V239H71V240H73V239H75L76 241H78L80 238L79 237H84V235L86 236V234L88 233V232H90V231H93L94 229H96V228H98L102 223H104V222H109V223H111V225L112 224H114V226L115 227H119V226H121V224H124L125 223V218L123 217V215H124V210H125V206L123 205V204H117ZM131 207V208H132ZM143 207V208H144ZM263 208V210H264V206L262 207ZM32 211V210H31ZM33 212V214H34V211H32ZM126 213V212H125ZM31 214V213H30ZM33 214H31V216L33 215ZM36 215V214H35ZM35 215H34V219H35ZM37 216V215H36ZM170 217L173 219V220H175V216H174V213L172 212V214L170 215ZM37 218V217H36ZM165 219H167V218H165ZM164 218L162 219V221H160L157 225H155L149 232H147L142 238H140L139 240H136V239H133L132 240V243H133V245H134V248H139L140 249V247H142L144 244H145V239L147 238V236L151 233V232H153V231H155V230H158V231H161L160 230V228L161 227H164V226H167L168 224L167 223H165L166 222V220H165ZM32 220H33V218H32ZM36 220V219H35ZM168 220V219H167ZM173 222V221H172ZM106 224V223H105ZM101 227V226H100ZM167 228V227H166ZM50 230V229H49ZM96 231V230H95ZM24 232V231H23ZM165 234H166V239H169L170 238V233H169V231H168V229L165 231ZM88 235V234H87ZM55 237H59L57 234L56 235H54ZM131 238V237H130ZM45 239V238H44ZM42 240L41 239V241H45V240ZM132 239V238H131ZM130 239V240H131ZM42 242V243H43ZM44 244V243H43ZM147 246V245H146ZM48 249V253L47 254H52V253H54L55 251H56V249L55 248H47ZM132 250V249H131ZM142 250V249H141ZM136 251H138L137 249H136Z\"/></svg>",
  "mask_w": 264,
  "mask_h": 264
},
{
  "label": "crops",
  "instance_id": "3",
  "mask_svg": "<svg viewBox=\"0 0 264 264\" xmlns=\"http://www.w3.org/2000/svg\"><path fill=\"white\" fill-rule=\"evenodd\" d=\"M255 164H264V154L257 159ZM250 177L253 184L260 182L255 173L250 172ZM239 185V184H237ZM256 186H254L255 188ZM238 192V196L234 197L232 193ZM251 190L229 191L228 200L223 201L220 205V212L222 214V222L220 226L226 228V231H212L206 230L205 218L208 212L202 204V199H194L182 204L174 210L175 220L168 224V231L171 239L185 233L184 241L177 239L173 240L172 244H167L164 240L157 243H149L148 250L144 252L142 258L144 263H168L174 259L177 261L194 260L200 250L207 251L209 255L219 254L221 252L233 251L239 247L241 243L245 245H258L264 243V221H262V228H250L246 234H239L242 230L244 222V212L250 213L253 207V195ZM259 199V198H258ZM195 204H199L198 210L193 211ZM202 221L201 228L203 233H199L197 226ZM168 254V255H167ZM136 263H141L139 260ZM100 264H116L113 260L106 259V255L102 256Z\"/></svg>",
  "mask_w": 264,
  "mask_h": 264
},
{
  "label": "built area",
  "instance_id": "4",
  "mask_svg": "<svg viewBox=\"0 0 264 264\" xmlns=\"http://www.w3.org/2000/svg\"><path fill=\"white\" fill-rule=\"evenodd\" d=\"M248 167L264 185V164L249 162ZM81 187L77 191L66 189L51 196L46 205V216L53 235L67 240L70 232L102 222L116 211L118 205L101 186ZM76 192L81 196L76 195ZM251 219L258 220L259 217L251 215Z\"/></svg>",
  "mask_w": 264,
  "mask_h": 264
},
{
  "label": "snow or ice",
  "instance_id": "5",
  "mask_svg": "<svg viewBox=\"0 0 264 264\" xmlns=\"http://www.w3.org/2000/svg\"><path fill=\"white\" fill-rule=\"evenodd\" d=\"M97 195H100V193H99V192H97Z\"/></svg>",
  "mask_w": 264,
  "mask_h": 264
}]
</instances>
